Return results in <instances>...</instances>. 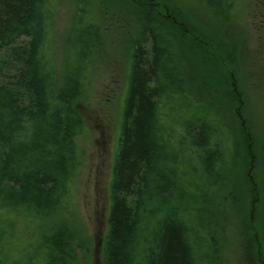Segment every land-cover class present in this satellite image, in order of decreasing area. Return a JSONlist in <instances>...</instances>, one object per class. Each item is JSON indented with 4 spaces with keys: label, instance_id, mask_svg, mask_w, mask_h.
I'll list each match as a JSON object with an SVG mask.
<instances>
[{
    "label": "trees",
    "instance_id": "trees-1",
    "mask_svg": "<svg viewBox=\"0 0 264 264\" xmlns=\"http://www.w3.org/2000/svg\"><path fill=\"white\" fill-rule=\"evenodd\" d=\"M125 1L133 10L129 67L104 262L227 264L216 200L246 160L238 48L213 37L219 43L201 41L204 52L196 55L159 14L166 0ZM196 1L220 17L235 2ZM97 4L78 0L73 59L59 74L50 44L53 0H0V264H79L85 240L59 209L85 160L80 102L105 34L95 23ZM195 66L223 83L228 110L192 92Z\"/></svg>",
    "mask_w": 264,
    "mask_h": 264
},
{
    "label": "rangeland",
    "instance_id": "rangeland-1",
    "mask_svg": "<svg viewBox=\"0 0 264 264\" xmlns=\"http://www.w3.org/2000/svg\"><path fill=\"white\" fill-rule=\"evenodd\" d=\"M96 1L95 23L103 25L105 34L92 60L88 91L80 102L87 124L85 160L74 177L68 200L59 209L67 224L85 240L84 248L78 250L79 264H105L109 186L129 67L131 22L127 18L133 11L125 6V0ZM53 5L50 44L61 74L73 59L71 41L79 35L74 33L78 0H53ZM161 5L159 14L192 53L204 52L201 41L218 44L213 37L238 48V76L234 82L241 99L238 119L246 141V146L242 142L246 160L236 180L229 177L222 196L216 200L222 213L217 230H221L220 243L227 264H264V147L256 151L248 147V142L257 147L264 143V0H235L233 11L223 17L209 12L196 0H166ZM187 38L194 45H189ZM195 72L198 75L189 74L196 82L192 92L202 94L203 101H222L220 106L228 110L231 106L224 98L227 94L220 88L223 83L206 77L205 72L200 74L197 66Z\"/></svg>",
    "mask_w": 264,
    "mask_h": 264
}]
</instances>
